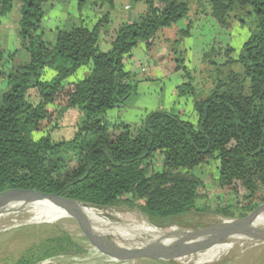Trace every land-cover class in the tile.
<instances>
[{
    "label": "trees",
    "instance_id": "obj_1",
    "mask_svg": "<svg viewBox=\"0 0 264 264\" xmlns=\"http://www.w3.org/2000/svg\"><path fill=\"white\" fill-rule=\"evenodd\" d=\"M50 1L19 0V38L28 62L18 64L16 54H9L5 63L0 47V81L6 84L0 94V193L36 190L100 209H138L159 224L203 210L206 185L195 172L215 163L219 188L237 199L218 213L243 218L264 206V0H132L146 11L117 29L107 52L99 43L102 34H110L109 14L93 29L76 25L59 29L54 43L45 40L44 5ZM89 1L94 0H78V10ZM106 1L113 6L117 0ZM15 4L0 0V17ZM194 6V17L166 42L175 72L183 75L178 94L190 91L195 122L174 111L151 112L135 128L107 121V112L124 105L141 82L126 69L134 49L183 22ZM198 15L211 16L228 31L249 20L253 28L238 57L233 47L215 42L193 73L184 40ZM83 67L89 69L83 80L66 83ZM48 70L54 73L49 79ZM69 110L86 119L72 139L55 141L52 133ZM33 229L43 236L14 264L81 252L57 226ZM128 244L131 251L141 249Z\"/></svg>",
    "mask_w": 264,
    "mask_h": 264
},
{
    "label": "rangeland",
    "instance_id": "obj_2",
    "mask_svg": "<svg viewBox=\"0 0 264 264\" xmlns=\"http://www.w3.org/2000/svg\"><path fill=\"white\" fill-rule=\"evenodd\" d=\"M193 13L194 12L192 9L189 13L188 18H186L184 21L188 22L189 18L193 17ZM252 22L253 20H249L248 25L246 27L240 25L239 30L234 31V34L232 33V47L235 49L234 57H238L243 42L246 40V38L249 37L250 33L248 32H250V28H253ZM44 26L45 25H42V33L44 31ZM182 28H185V26H183ZM45 36V40H49L51 36L50 32L47 31ZM193 42L196 41L191 40V43ZM192 46H195V52L194 54H192V56L188 58V60L193 61V58H195L194 56L197 52L196 50L198 49V46H200V41L194 43V45ZM222 46L224 47L223 44ZM0 47L5 52V63H7V57L9 54H16V62L18 64L26 62L24 61V55L28 54L21 47L18 26L10 27L9 30L0 29ZM106 50L107 49H104V51ZM192 65H194V63ZM186 66L189 70H191V72L194 73L196 67H190L188 63L186 64ZM85 68L87 69V67H83L78 70L76 74L69 77L66 83L77 82L79 80L84 79L85 77L83 76V73L85 71ZM173 69H175V65L173 66ZM53 75L54 73L48 70L46 77L49 79ZM174 79L175 78L170 77L169 79L162 80L152 77L149 82H140L135 94L131 96V99L134 100V105L137 108H134V110L129 111L128 114H125L123 110H110L105 115V119L110 122H124L128 125H131L132 128H135L143 123V121L141 122V120L144 116L147 117L146 110H148V114L156 111L171 112L166 109H158L154 107L156 103V96L160 97L162 92H164V95L160 97V101L162 102V104L163 101L166 103H172V105L175 106L174 111L176 112L184 110L182 106L180 107V103L185 104L189 98L192 102L193 98L191 96V93H189L190 91L180 96L178 94V91L176 90L177 97L172 100L169 94L172 91V86L176 82V80ZM198 82L200 81H196V86H198ZM161 83L167 84L166 88L162 89ZM5 88V82H0V94L5 92ZM64 116V119H61L59 129L52 133V138L55 141L61 139H72L74 137L77 125L81 124L86 119L85 113L79 110H69ZM194 116L195 113L192 107L185 110L182 119L195 122ZM155 161L157 164V168L159 169V158L157 157ZM195 173L201 179H203L206 185V199L199 203V207L203 209L201 211L192 212L191 214L176 218L169 222L154 224L138 209L132 210L126 207H113L102 209L103 213L106 214L105 216H103V218L113 223L117 222L122 225H125V227L128 229L129 234L135 235L137 238L142 237L146 240H154V236H152L150 232H143L140 226L134 224L132 222L133 217L136 218L138 221L146 220L149 225L168 233H172L171 228L177 229L178 232L201 230L206 227L216 225L225 219H229L224 217L222 214L218 213V209H221L225 206L234 205L237 199H232L229 196L225 195L219 188V171L217 169V165L215 163H211L210 165L202 166L201 168L197 169ZM32 204L33 203L28 204L27 206H30ZM115 213L121 215V218L123 220L117 219L114 216ZM31 216L33 215L29 214L24 209H17L11 211L6 208H3V213L0 214V264H14L17 260L21 258V256L26 252V250H28L32 245L38 243L43 235H40L37 232L38 229L33 228L41 226H48L49 228L52 226H57L61 228L66 233H68L73 239V241L77 244L78 249H76V251L81 252L68 254L63 253L56 257L46 259L36 264H41L43 262H46L47 260L53 261L54 264H264V227H262L253 235H249L247 233L231 235L230 237L223 240V243L234 242V246L221 245L220 247H218V249L212 252L210 256L204 258L201 261L196 262L195 260H193L188 263H183L174 261L172 259L167 261L149 258H139L135 260H130L123 256L115 254L114 252H112V250L102 249L98 245L91 242L92 238H90L86 234V230L84 229V227L72 218H64L52 223H36L30 221ZM44 230L47 229L45 228ZM115 233L121 236V238H104V240L110 242L113 247L124 249L129 252L146 250L145 247L141 246V249L133 248V250L131 251L128 242H135L136 239L134 240L133 236L127 233ZM255 237H261L263 241L258 243L248 241V239H252ZM53 263L47 262L44 264Z\"/></svg>",
    "mask_w": 264,
    "mask_h": 264
},
{
    "label": "crops",
    "instance_id": "obj_3",
    "mask_svg": "<svg viewBox=\"0 0 264 264\" xmlns=\"http://www.w3.org/2000/svg\"><path fill=\"white\" fill-rule=\"evenodd\" d=\"M18 7L19 0L16 1L15 8L11 13L0 17V29L9 30V28L13 26L19 27L20 15L18 12ZM197 9V6H194L193 17ZM44 10L45 17L42 25L45 26L43 28V33L44 37H46L45 35L47 31L50 32L51 36L47 41L52 43L56 41L57 31L59 29H70L73 26L81 24L93 29L104 15L109 14L110 34L108 36L102 34L99 43L100 49L102 51L107 49L105 51L107 52L111 48L110 42L117 29L124 23L132 24L136 22L140 16L145 13L146 6L141 3H133L132 0H117L114 2L113 6L107 3L106 0H94L87 2L80 12L78 10V0H52L44 5ZM197 17L198 23L192 30L191 36L184 40V48L187 51L186 64L188 63L190 67H196L194 73L199 70L202 55L209 47L213 46L215 42L221 43L225 47H232L234 31H237L240 28V25L237 23L234 25L232 30L228 31L218 26L214 19L209 15H198ZM180 24H177L170 29H164L160 31L158 35L151 41V43L141 45L134 49L132 58L126 62V69L140 75L142 83H144V81L149 82V79L152 77L162 80L169 79L170 77L175 78L174 80H176V82L172 86V91L169 94L172 100L177 97V87L182 85L184 80L182 72H175V69H173L175 61L172 59L173 57L170 53L169 45L167 44L166 40L173 39L183 26H187L188 22L183 21ZM248 38H246L243 44L248 40ZM191 40H195L196 42L200 41V46H198V49L196 50L197 52L194 56L195 58H193V61L188 60V58L195 52V46L192 45H194L196 42L191 43ZM28 60L29 55H24V61L27 62ZM193 63L196 66L192 65ZM87 71L89 72V69L85 68L83 73L84 77L87 76ZM161 84L162 89L166 88L167 84ZM162 95H164V92L161 93V96ZM160 97L156 96V103L154 107L158 109H166L168 111L175 110V106H173L172 103H166L163 101L162 104ZM134 104V100H132L130 97L124 105L116 109L123 110L125 114H128L129 111L137 108ZM181 106L184 110H181L180 112L184 114L186 109L193 107V101L191 102L189 98L185 104L180 103V107ZM148 113V110H146V116ZM145 118L146 117L144 116L141 122L144 121Z\"/></svg>",
    "mask_w": 264,
    "mask_h": 264
},
{
    "label": "water",
    "instance_id": "obj_4",
    "mask_svg": "<svg viewBox=\"0 0 264 264\" xmlns=\"http://www.w3.org/2000/svg\"><path fill=\"white\" fill-rule=\"evenodd\" d=\"M120 107L121 105H117ZM15 197L25 205L40 200L50 201L62 207L72 218L79 222L86 234L92 238L94 244L102 249L112 250L115 254L123 256L130 260L139 258H149L156 260H170L178 253L189 254L191 252L203 251L213 245L223 243V240L234 234H243L255 225L257 218L264 214V206L257 211L243 218L225 219L216 225L206 227L196 231H179L174 233L165 232L160 240L144 239L136 241L135 244L141 245L146 250L129 252L124 249L115 248L113 245L104 240L105 237L121 238L115 233L116 230L128 232L125 225L120 223H103L92 220L83 210L82 207L88 206L76 200L62 197L60 194H46L36 190H7L0 193V214L7 204L9 198ZM129 233V232H128ZM135 236V235H134ZM166 240H173L171 243ZM179 247V249H176Z\"/></svg>",
    "mask_w": 264,
    "mask_h": 264
},
{
    "label": "bare ground",
    "instance_id": "obj_5",
    "mask_svg": "<svg viewBox=\"0 0 264 264\" xmlns=\"http://www.w3.org/2000/svg\"><path fill=\"white\" fill-rule=\"evenodd\" d=\"M17 199L18 198H15V197L9 198L7 201V204L5 205L4 208L11 210V211H14L17 209L26 210L29 214L33 215V216H31V219H30V221H32V222H36V223L50 222V223H52V222H56L60 219L69 218V215L66 212V210H64L62 207H60V206H58V205H56L50 201L40 200V201L34 202L30 206H27L22 201L17 200ZM17 201H19V202H17ZM82 208L85 211V213L92 220L97 221V222H103L106 224L110 222L109 220L103 218V216H105L106 214L103 213L102 209L92 207V206H84ZM18 213H20V212H18ZM114 216L117 219H122L121 215H119L118 213H115ZM132 222L134 224H137L138 226H140V228L142 229L143 232H150V234H152V236H154V241L160 240L165 233L164 231H162V230H160L154 226L149 225V223L146 220L138 221L136 218L133 217ZM262 227H264V217H258L257 220L255 221V225L252 228H250L248 231H246L245 233H247L249 235H253L258 230H260ZM171 230H172V233L178 232V230L175 228H171ZM115 232L129 234L128 232H125L122 230H116ZM129 235H131V234H129ZM172 241L173 240H166V242H168V243H171ZM248 241L258 243V242H262L263 239L261 237H255L252 239H248ZM221 245H228V246L232 245V246H234L235 243L234 242L220 243V244L213 245L209 248H206L203 251L191 252L189 254L178 253L172 257V260L177 261V262H183V263H188V262L193 261V260H195L196 262L201 261L204 258L210 256L212 254V252H214L216 249H218V247H220ZM176 249H179V247H176Z\"/></svg>",
    "mask_w": 264,
    "mask_h": 264
},
{
    "label": "built area",
    "instance_id": "obj_6",
    "mask_svg": "<svg viewBox=\"0 0 264 264\" xmlns=\"http://www.w3.org/2000/svg\"><path fill=\"white\" fill-rule=\"evenodd\" d=\"M47 262H52L53 263V261H51V260H47L46 262H43V263H41V264H44V263H47ZM54 264V263H53Z\"/></svg>",
    "mask_w": 264,
    "mask_h": 264
}]
</instances>
